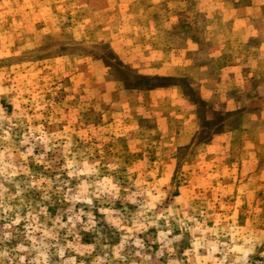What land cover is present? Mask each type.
<instances>
[{
  "label": "rangeland",
  "instance_id": "374dc122",
  "mask_svg": "<svg viewBox=\"0 0 264 264\" xmlns=\"http://www.w3.org/2000/svg\"><path fill=\"white\" fill-rule=\"evenodd\" d=\"M0 264H264V0H0Z\"/></svg>",
  "mask_w": 264,
  "mask_h": 264
}]
</instances>
